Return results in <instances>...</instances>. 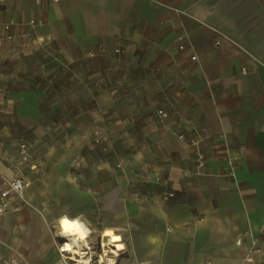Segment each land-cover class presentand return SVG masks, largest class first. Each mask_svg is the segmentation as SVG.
<instances>
[{"label":"crops","instance_id":"crops-1","mask_svg":"<svg viewBox=\"0 0 264 264\" xmlns=\"http://www.w3.org/2000/svg\"><path fill=\"white\" fill-rule=\"evenodd\" d=\"M43 51L55 73L23 82L17 60ZM106 126L117 152L158 153L162 188L131 202L126 177L106 206L93 179L71 173ZM195 126L207 132L202 167L179 138ZM0 136V179L16 175L19 140L33 153L25 202L0 214V264H53L62 216L83 222L87 244L119 234L116 264H264V251L235 245L251 232L264 249V0H3Z\"/></svg>","mask_w":264,"mask_h":264},{"label":"rangeland","instance_id":"rangeland-1","mask_svg":"<svg viewBox=\"0 0 264 264\" xmlns=\"http://www.w3.org/2000/svg\"><path fill=\"white\" fill-rule=\"evenodd\" d=\"M54 59H58L57 56L55 54H47L46 51L21 56L17 60L19 65L18 73L22 74L23 82L34 80L48 81L55 73L54 70L49 71L50 68L57 69L55 66H47ZM66 73L70 74L68 71H65ZM67 83H70V88L77 86L75 78L74 81L70 79ZM22 88H25V86L23 85ZM109 130V126H106L102 128L101 132L97 131L87 139L88 146L78 152V156L77 154L73 156L71 173L74 176L82 174L83 177L86 176L93 179L94 183L91 182L89 185L93 186L94 184L95 187H98L99 192L103 190L106 206L112 204L115 195L120 194L124 186L123 179L126 177L128 179L131 178L127 188L128 194L134 195L133 198H129L131 202L137 201L136 195L137 197L146 193L152 195L157 188H162L164 183L160 174L161 171L158 169L161 159L158 153L130 149L117 152L112 146L115 135H110ZM96 138L99 139L97 144L94 142ZM118 138L125 141V136L121 135ZM29 144L30 146L32 145L31 143ZM29 151L32 161L33 153L31 147ZM145 164H151L152 166H145ZM25 167L26 164L22 166L23 169ZM48 255L53 264H61L60 257L58 254L56 255V252L49 251Z\"/></svg>","mask_w":264,"mask_h":264},{"label":"built area","instance_id":"built-area-1","mask_svg":"<svg viewBox=\"0 0 264 264\" xmlns=\"http://www.w3.org/2000/svg\"><path fill=\"white\" fill-rule=\"evenodd\" d=\"M56 1V0H53ZM3 3V0H0V4ZM7 28V27H5ZM7 41H12L13 37L12 36H7L5 37ZM215 44L218 46L221 44V39H217L215 41ZM185 49L184 45H181L178 47L179 51H183ZM116 53L119 51L116 50ZM190 60L195 62L197 60V57L192 55L190 57ZM151 107L154 109V112L157 116H159L161 119H167L168 114L163 111L162 109L158 108L155 104H151ZM207 137V132L206 128L204 126L201 127H193L191 129V133L188 136H184V134L179 135L180 139H187L189 142L190 147L193 148V151L195 153L196 157V162L198 167H202L204 165V156L203 153L201 152L200 149V144L206 139ZM223 137V136H222ZM96 144L99 143V139L96 138L94 141ZM17 150H18V160L17 163L13 164V169L16 173L15 176L13 177H2L0 179V214L4 215L8 212V208L12 202L13 199H18L23 202H25V191L28 187V181L26 177L22 173V166L26 164V167L33 168V166H29L31 162V156H30V146L22 141L19 140L17 143ZM8 156V152L5 148V142L3 138L0 136V160H6ZM236 160L234 158L229 159V163L232 166L233 171L235 169V164ZM164 183V181H163ZM173 197L172 192L166 191L163 196L162 200L167 201L169 198ZM59 247L58 250H62V245L65 243L62 241L63 239L59 238ZM235 245L236 246H246V251L248 252L249 255L254 254V253H260L261 251H264V249L260 246V242L258 237H255L251 232H247L243 236L239 237L238 239L235 240ZM112 244L108 245L107 243H89V244H84L80 247L81 251L88 256V263L89 264H116L117 259L120 257L113 258L115 262L111 263L107 259H103L102 255L104 256L103 249L104 248H112ZM59 257L61 260V264H72V262H68L67 257H63L62 252H58ZM111 253H113L111 251ZM109 256L115 257L114 254H110ZM3 264H23V262L18 258L14 257L10 259L9 261L3 263ZM205 264H212L210 261L205 262Z\"/></svg>","mask_w":264,"mask_h":264},{"label":"bare ground","instance_id":"bare-ground-1","mask_svg":"<svg viewBox=\"0 0 264 264\" xmlns=\"http://www.w3.org/2000/svg\"><path fill=\"white\" fill-rule=\"evenodd\" d=\"M87 234L88 231L79 218L60 217L56 237L63 239L65 244L62 245V250L58 252H62L63 257H67L68 262H72V264H89L86 255L88 253H84L80 249L82 245L87 243ZM102 236L108 238L109 244H112V248L103 249L104 256L102 255V258L113 263L115 262L113 258L119 257L125 250L122 237L110 227H106L102 231ZM110 254H114L115 257L109 256Z\"/></svg>","mask_w":264,"mask_h":264}]
</instances>
